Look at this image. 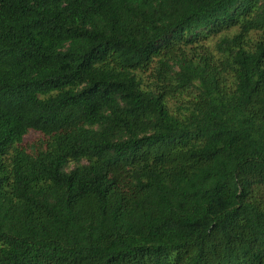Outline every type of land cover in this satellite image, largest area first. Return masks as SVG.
I'll list each match as a JSON object with an SVG mask.
<instances>
[{
  "label": "trees",
  "instance_id": "1",
  "mask_svg": "<svg viewBox=\"0 0 264 264\" xmlns=\"http://www.w3.org/2000/svg\"><path fill=\"white\" fill-rule=\"evenodd\" d=\"M0 264H264V0H0Z\"/></svg>",
  "mask_w": 264,
  "mask_h": 264
}]
</instances>
